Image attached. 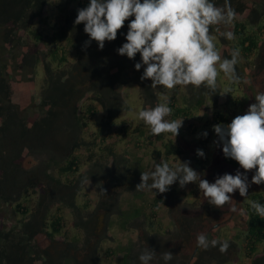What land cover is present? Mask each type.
Listing matches in <instances>:
<instances>
[{
    "label": "trees",
    "instance_id": "16d2710c",
    "mask_svg": "<svg viewBox=\"0 0 264 264\" xmlns=\"http://www.w3.org/2000/svg\"><path fill=\"white\" fill-rule=\"evenodd\" d=\"M47 2L48 0H0V31L3 32L2 43L6 45L1 48L0 53L5 54L7 51L12 54L15 51L13 49H20L19 54L14 57L10 54V58L18 60L19 66L26 68L28 73L27 79L22 81L12 77L6 65L0 66V144L12 135L14 139H18V144L24 149L23 153H16L10 160L11 175L15 176L13 181L8 183L3 182L4 177L0 179V205L13 206L14 215L20 217L17 226L9 229L0 228V264H99L95 252L96 246L92 254L84 257L80 262L68 253L69 249L71 251L76 248L79 240L77 237L70 239L69 232L64 231L66 227L64 209L72 211L74 220L71 226L74 229L82 231L85 237L93 236L96 211L88 212V201L81 206L77 204V193L86 180L79 175V171L83 158L89 163L92 162L93 166L100 165L101 159L105 158L119 165L118 146L127 140L130 132L124 122L117 123L121 114L129 110L116 88L130 84L138 85L143 93V107L147 109L155 107L158 101L150 78L142 79L144 68L136 70L134 67L135 63L140 61L139 53L133 59L117 53V49L126 42L124 37L128 21H125L124 26L118 30L116 39L105 41L101 49L97 42L90 40L85 33L83 22L75 23L78 10L86 7L89 0H66L60 8L63 23L50 34L44 28L47 26L44 17ZM214 2L216 6L223 7L225 0H214ZM230 3L236 13L232 22V32L235 34L233 45H231L233 41L221 37L216 31L221 25L211 26V32L220 38L218 43L221 45L222 59L231 58L234 48L239 50L240 57L235 66L239 79L232 83L241 85L248 80L255 97L258 92H264V85L260 86L257 83L259 76L264 74V51L261 48L262 36L259 34L264 29L259 23L263 12L256 8L257 5L247 6L244 0H230ZM72 4H76L75 8L69 9ZM37 19L39 26L35 29ZM61 41H68L69 48L75 54V61L70 66H67L69 65L68 50L61 45ZM86 41L90 42L86 44ZM39 66L43 72V83L39 93H36L35 81ZM185 88L191 96L184 105L178 106L174 97L169 98V106L172 108L170 119H183V122L189 123L191 129L193 128L191 120L195 112L203 111L207 123L212 128L216 124L227 125L231 122L228 115L219 111V107L213 104L214 93L205 86L197 88L188 85ZM87 95L88 97L85 98ZM246 97L250 98L249 95ZM206 101L213 104V112L211 108L210 110L206 108ZM96 106L101 108L103 118L92 131L91 121L96 116L98 109ZM208 111L211 113L209 114ZM60 119L65 121L68 135L56 139L54 131ZM132 132L134 135L139 134L145 151L162 142L163 152L157 148L156 151L151 152L152 155H156L151 158L152 171L156 165L163 164L171 157H184L188 154L194 168L206 170L209 183L225 173L235 175L237 171L245 172L238 162L225 157L219 147L215 150L218 160L205 168L208 159L205 156H198L197 150L206 149L210 135L204 136L202 133L204 140L199 143L200 147L191 145L186 148L183 140L177 144L172 140H165L164 133L153 135L151 129L146 131L141 126H137ZM131 138L138 141L135 136ZM42 155H46L47 165L50 163L54 165L63 183L47 176L48 182L55 187L51 193L46 191L41 194L35 211H30L27 206L29 194L38 186L42 176L34 170L25 169L24 161L29 157ZM141 162L142 160L138 159L132 164L135 168L128 167L129 162L125 160H121L122 166L120 165L122 170L125 169L122 178L128 183L124 190L133 193L136 199L141 196L137 188L141 182V173L146 172V167ZM47 165L41 166L44 177H46ZM218 165L220 169L217 168ZM65 189L69 191L66 194ZM235 192L230 194L231 198ZM117 193L118 191L115 195ZM173 195L176 196V202L185 199L184 193L178 194L171 185L167 192L156 194V198L149 204V214L145 215L142 209L132 207L117 215V224L123 230L134 229L137 226L135 222L146 218L149 222L148 229L156 235V209L164 201V197H167L166 207H171L169 199ZM112 199H100L97 211L104 210L106 215L111 213ZM252 201L264 203L263 195L259 193L248 195L244 204L247 215L246 227L243 232H235L232 235L234 243L228 241V244L232 248L237 244L241 245L245 258L243 264H264V248L262 251L259 250V246L264 245V217L258 216L252 209ZM55 204L59 206L52 213ZM230 204L231 200L217 207L204 195L203 208L207 216L214 215L215 218H220L221 214L227 213ZM192 226L189 227L194 229ZM182 230L186 233L185 228ZM41 234L51 244L52 254L50 248L47 251L38 248L35 238ZM56 237L62 239L58 241ZM191 237L193 236H189ZM206 238L208 241L218 243L211 242V245L203 250L204 257L207 259L209 257V261L212 262L217 260V264L228 263L229 259L222 256L223 254L218 256L219 260L210 257L214 256L212 251L220 249L224 241L213 240L211 235H206ZM59 244L63 248L54 251V246ZM134 245L129 243L115 250V255H123L117 264H133ZM192 264H207V262L202 260Z\"/></svg>",
    "mask_w": 264,
    "mask_h": 264
},
{
    "label": "rangeland",
    "instance_id": "374dc122",
    "mask_svg": "<svg viewBox=\"0 0 264 264\" xmlns=\"http://www.w3.org/2000/svg\"><path fill=\"white\" fill-rule=\"evenodd\" d=\"M249 5H257L256 8L261 9L263 15L259 20L260 25L264 26V0H244ZM66 2V0H48L47 5L44 10V17H46L47 26L44 27L47 33H51L54 29L58 28L63 23V14L61 13V7ZM76 4H72L69 9H74ZM39 26L38 19L35 21V29ZM233 23L229 25L221 24L219 27L221 31H232ZM257 30V28H256ZM2 30L0 31V50L4 48ZM211 34L216 37L215 43L217 50L220 53L219 40L220 38L211 32ZM260 40L262 41V51H264V29L261 33H259ZM231 45H233L234 40H232ZM61 45L65 47L68 56V64L70 66L75 61V54L72 49L69 48L68 41H61ZM69 48V49H68ZM15 50L12 54L6 51L5 54L0 53V66L6 65L9 70V73L12 77H17L22 81L27 79V71L26 68H22L19 66L18 60H13L10 58V54L14 57L21 51L20 49ZM8 54V55H7ZM221 54V53H220ZM12 61V62H11ZM66 66V67H67ZM27 74V75H26ZM27 76V77H26ZM151 80V79H150ZM43 83V72L41 66L37 68V77L35 81V90L36 93H39L41 90ZM152 83V81H151ZM257 83L262 86L264 85V74H261L257 79ZM154 88V87H153ZM116 91L121 95L122 99L128 106V112H124L121 114L120 118L117 120L118 124H124L127 126L130 135L127 140L118 146L119 157L117 158L118 164L110 161V159H101V163L98 166H93L92 162L89 163L86 158H83V164L80 168L79 175H82L86 178L84 183H82L79 192L77 193L78 199L77 204L83 205L85 201L89 202L88 212H95V224L97 220L100 218L99 211H97L98 202L102 197L106 194L107 191L104 190L105 186H114V193L111 195L113 197L111 201V213L108 215L105 214L103 220L100 223L103 224L101 229H97L98 233H100L103 229V234L100 239H94L93 236L85 237L84 233L80 230L74 229L71 224L74 220V215L72 211L69 209H64V217L66 222L65 232H69V238L77 237L79 242L76 244V248L69 249V254L71 253L75 259L80 258L82 256L81 250H84L87 246L94 247L96 246V255L99 264H117L118 260H120L123 255L117 254L116 249L119 246H126L131 244H135L132 251L133 264H140L138 259L139 255L148 247L149 249L155 252L153 256V260L150 264H165L162 259V255L165 252H170L173 255V258L168 264H192L195 261L205 260L207 264H217L216 262L209 261V257H204L203 250L204 247L198 245L197 238L200 235H211L213 236V240H223L233 242L232 235L235 232H243L246 227V212L244 210V204L247 202V197L252 193H259L263 195L264 198V183L255 184L252 183V176L255 174L256 169L245 170L250 187L247 191V196H240L238 190L231 198L230 208H228L227 213L221 214L220 218H215L214 215L207 216L205 209L203 208L204 204V192L199 189L198 182H189L185 186L181 187L179 182H174L172 187L174 190L180 194L184 193L185 199L176 202V196H172L169 199L171 202V207H166L165 202L167 201L164 197V201L160 203L156 209L157 218L156 225L157 232L148 229L149 222H147L146 218L138 220L136 223V228L134 229H126L123 230L117 224V215L121 211H128L132 207H137L143 210L144 214H149L148 207L149 204L152 203L153 199L156 198L153 192L147 189H139V193H141L140 198H134L133 193L125 191V187L128 186L127 180L122 178L124 175V170L121 169L122 163L121 160H125L129 162L128 167H132V164L136 163L138 159H141V164L144 165L147 171H152V156H156L155 154H151L152 150L156 151V148L161 152L164 149L161 147V143H157L155 147H150L148 151H145L144 143L139 139V134H135L132 132L137 126H141L146 131L150 129L148 125H146L142 120L138 118V113L140 110H147L144 108V100L143 93L141 88L136 84H130L127 86H119L116 88ZM227 92V93H226ZM154 94L157 104L162 102V96L166 95L168 98L174 97L175 103L178 106H182L188 102L190 99V94L185 86H177L174 89H166L160 86L154 88ZM247 95L250 98L246 97ZM88 95L85 97L87 98ZM214 102L213 104L216 107H219V111H223L228 115L230 121L234 119L237 115H243L248 110L249 106L255 103V97L252 92L251 86L248 80L241 83V85H233L232 81L229 80L225 74L220 71L217 77V89L214 93ZM38 101V98H36ZM211 102L206 101L205 106L211 112L214 111V106ZM97 113L96 116L91 121V130H95L94 126L99 124L102 121L103 113L101 108L96 106ZM208 111V113H211ZM202 114V115H201ZM206 115L203 111L195 112L193 120L191 123L193 124V128L189 129V123L182 122V126L179 129L178 135L173 138L171 134L164 133L165 140H172L174 143H180L181 140L185 142L186 148L191 145H198L200 147V142L204 140L202 137V133L207 132V135H210L209 143L206 149L202 150L204 152V156L208 159V165L205 168L209 167V165H213L215 160H218L216 157L215 150L217 147L222 149V145L218 142V137L213 131L211 125L207 123ZM65 121L63 119L58 120L56 124V130L54 131L55 138L61 139L62 137H66L68 132L66 130ZM208 124V126H205ZM132 132V133H131ZM137 137L138 141L136 142L131 137ZM139 144V145H138ZM52 147H54L52 145ZM23 148L21 144H18V139H14L12 135L9 138L5 139L0 144V179H3V182L10 183L13 181L15 177L14 174L11 175V164L10 160L16 153H23ZM84 153H82L83 155ZM183 162H188L189 166L197 171L200 174L201 179L207 180L206 170L205 169H196L192 164L191 157L187 154L184 157H171L167 161L170 165L174 162L176 164ZM164 162V163H165ZM46 155H42L40 157H29L24 161V168L27 170H34L36 173H39L42 177L39 180L40 183L36 186L33 191L29 194V202L27 206L30 211H35L37 207V203L39 200V196L44 194V192L51 193V190L55 187L53 184L48 182L47 176L51 177L53 180L58 181L59 183H63L62 180L58 177L57 170L53 164H49ZM47 165L46 177L43 175V166ZM121 165V166H120ZM220 165L217 166L218 169ZM132 168H135L133 165ZM130 170V169H129ZM91 172V173H90ZM4 173L6 176H4ZM209 182V181H208ZM118 193L115 195V192ZM155 191V190H154ZM69 192V191H68ZM66 189L64 193H68ZM162 194V193H159ZM102 196V197H101ZM178 196V195H177ZM26 204V203H25ZM59 206L58 204L53 205V209L51 212L55 211V208ZM235 207L236 211L234 212L232 209ZM241 210H244L245 214L241 215ZM20 217L14 215L13 206H5L0 205V228L9 229L17 226L18 219ZM194 227L191 229L189 226ZM99 227V225H98ZM185 228V232L183 233ZM189 236H193L189 238ZM62 237H56V240H61ZM36 243L38 244V248L43 251H47L49 248L51 249V254L53 253V248L48 240L44 237V235L37 236L35 238ZM211 245V240L208 241ZM236 242V241H235ZM237 244V243H236ZM59 245L54 246V251H59L63 247ZM229 250L221 252L220 249H216L212 251L216 259L219 260L218 256L226 257L229 259L226 264H243L245 262V258L243 256V250L241 245L237 244L234 248L229 246ZM259 246V250H260ZM79 251V253H78ZM70 254V255H71ZM209 261V262H208ZM39 264V263H38Z\"/></svg>",
    "mask_w": 264,
    "mask_h": 264
},
{
    "label": "clouds",
    "instance_id": "9594fccd",
    "mask_svg": "<svg viewBox=\"0 0 264 264\" xmlns=\"http://www.w3.org/2000/svg\"><path fill=\"white\" fill-rule=\"evenodd\" d=\"M235 16L230 0H225L223 7L216 6L214 0H89L86 7L78 10L75 23L83 22L85 33L102 49L105 41L116 39L118 30L128 21L126 42L117 53L129 59L139 53L140 61L134 67L136 70L144 68L142 79L150 78L154 88L174 89L181 85L199 88L203 85L215 93L220 71L230 81H238L235 66L240 52L234 48L231 58L222 59L211 26L229 25ZM216 31L229 41L235 39L232 31H220L219 27ZM255 101L245 114L237 115L227 125H214L213 131L224 156L235 160L245 170L256 169L252 183L261 184L264 183V92H258ZM171 115L169 98L163 95L161 103L140 110L138 118L150 127L153 135L169 133L175 138L183 119H170ZM203 135L207 136V132ZM197 155L203 157L204 152L197 150ZM140 181L137 188L147 189L154 195L167 192L177 181L181 187L198 182L199 189L217 207L229 202L234 191L246 197L250 187L246 173H225L209 183L201 179L188 162L180 161L171 165L158 164L153 171L142 172ZM251 207L258 216L264 217V203L252 201ZM232 210L235 212V207ZM244 214L241 210V215ZM197 241L201 247L209 246L204 235ZM228 247V242L224 241L220 251H227ZM154 255L155 252L147 247L138 257L140 264H150ZM172 258L168 251L162 255L165 264Z\"/></svg>",
    "mask_w": 264,
    "mask_h": 264
},
{
    "label": "flooded vegetation",
    "instance_id": "af4514ba",
    "mask_svg": "<svg viewBox=\"0 0 264 264\" xmlns=\"http://www.w3.org/2000/svg\"><path fill=\"white\" fill-rule=\"evenodd\" d=\"M2 36H3V33H2ZM4 46H6L5 44H4ZM108 187H110V188H113V186H105L104 187V190L105 191H107V188ZM114 189V188H113ZM114 197V196H113ZM113 197H110V198H108L107 200H110V199H112ZM103 212H105L104 210H100L99 209V213L100 214H102ZM105 214H106V212H105ZM100 216V215H99ZM98 225H99V219L97 220V223L95 224V226H94V228H93V238L94 239H100L101 237H102V234H103V229H102V231L100 232V233H98V231H97V229H98ZM264 248V245L263 246H261L260 247V251H262V249ZM94 251V249L92 248V247H90V246H87L84 250H81V253H82V256L80 257V258H77V260L80 262V261H82L83 260V258L84 257H86V256H88L89 254H92V252ZM73 252V255L75 254L74 253V251H72ZM78 253H79V251H78Z\"/></svg>",
    "mask_w": 264,
    "mask_h": 264
},
{
    "label": "water",
    "instance_id": "95a60500",
    "mask_svg": "<svg viewBox=\"0 0 264 264\" xmlns=\"http://www.w3.org/2000/svg\"><path fill=\"white\" fill-rule=\"evenodd\" d=\"M113 193H114V189L108 187V188H107V192H106V194L102 197V200H107L108 198L111 197V195H112ZM104 216H105V212H103V213L100 215V218H99V227H98V229H101V228L103 227V224L100 223V221L103 220Z\"/></svg>",
    "mask_w": 264,
    "mask_h": 264
}]
</instances>
